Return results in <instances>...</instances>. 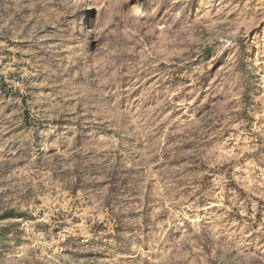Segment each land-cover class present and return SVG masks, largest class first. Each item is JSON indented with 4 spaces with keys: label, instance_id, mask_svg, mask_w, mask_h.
<instances>
[{
    "label": "rangeland",
    "instance_id": "rangeland-1",
    "mask_svg": "<svg viewBox=\"0 0 264 264\" xmlns=\"http://www.w3.org/2000/svg\"><path fill=\"white\" fill-rule=\"evenodd\" d=\"M0 264H264V0H0Z\"/></svg>",
    "mask_w": 264,
    "mask_h": 264
}]
</instances>
